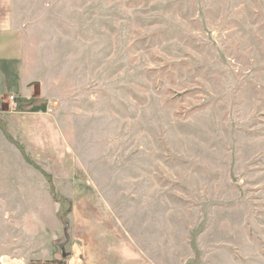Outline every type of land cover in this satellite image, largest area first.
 <instances>
[{
  "label": "rangeland",
  "instance_id": "obj_1",
  "mask_svg": "<svg viewBox=\"0 0 264 264\" xmlns=\"http://www.w3.org/2000/svg\"><path fill=\"white\" fill-rule=\"evenodd\" d=\"M12 6L0 264H264V0Z\"/></svg>",
  "mask_w": 264,
  "mask_h": 264
},
{
  "label": "crops",
  "instance_id": "obj_2",
  "mask_svg": "<svg viewBox=\"0 0 264 264\" xmlns=\"http://www.w3.org/2000/svg\"><path fill=\"white\" fill-rule=\"evenodd\" d=\"M15 96L17 113L43 115L51 102L25 75L24 34L13 17L12 0H0V100Z\"/></svg>",
  "mask_w": 264,
  "mask_h": 264
},
{
  "label": "built area",
  "instance_id": "obj_3",
  "mask_svg": "<svg viewBox=\"0 0 264 264\" xmlns=\"http://www.w3.org/2000/svg\"><path fill=\"white\" fill-rule=\"evenodd\" d=\"M8 101H9V105L11 106V110L12 111H16L17 106H16V98H15V96H13V95L10 96Z\"/></svg>",
  "mask_w": 264,
  "mask_h": 264
},
{
  "label": "bare ground",
  "instance_id": "obj_4",
  "mask_svg": "<svg viewBox=\"0 0 264 264\" xmlns=\"http://www.w3.org/2000/svg\"><path fill=\"white\" fill-rule=\"evenodd\" d=\"M4 263V262H3Z\"/></svg>",
  "mask_w": 264,
  "mask_h": 264
}]
</instances>
